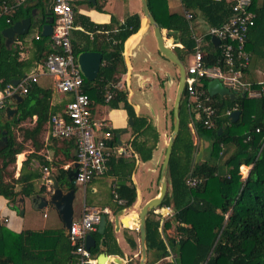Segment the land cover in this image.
I'll return each mask as SVG.
<instances>
[{"label": "trees", "instance_id": "1", "mask_svg": "<svg viewBox=\"0 0 264 264\" xmlns=\"http://www.w3.org/2000/svg\"><path fill=\"white\" fill-rule=\"evenodd\" d=\"M30 1L34 0H28L15 10L10 24L0 19V91L12 80L22 78L35 64L43 63L48 54L60 51L54 46L50 36L40 34V28L45 22L43 14L39 17L32 15L33 9L43 10V4L47 0H36L34 5H28ZM105 1L95 0L92 3L90 0H80L74 8L75 28L70 33L74 56L82 51H97L102 54L96 78L90 81L83 77L82 90L89 96L93 107L105 104L114 108L121 106L126 110L127 115L132 118L131 128L134 134L130 146L139 159L148 161L159 141L157 128L146 117L136 115L127 100V92L115 86L121 74L126 72L122 56L123 44L127 37L139 29L140 15L137 12L127 13L120 21L112 14L108 23H96L78 10L80 3H86L89 7L102 11ZM230 2L181 0L184 10L192 12V20L196 13H200L211 26L221 24L230 16ZM147 3L163 36L182 45L173 47L182 62V59L192 53L194 47L189 21L183 13L169 12L167 0H147ZM251 8L256 17L254 26L247 33L245 50L250 56L255 55L264 60V0H252ZM50 16L52 17L51 14ZM26 17L31 18L29 31L38 28V37L32 39V57L22 59L19 47L7 46L1 31L5 26ZM25 35H17L15 38L23 39ZM206 41L205 64L211 65L218 55V49L209 37H206ZM246 70L247 68L244 72ZM206 85L207 82L204 81V86ZM262 86L263 84L257 82L251 83L252 88ZM107 90L112 91L113 95L106 101ZM23 95L24 99L17 104L18 110L12 119L0 122V138L3 129L7 135L6 145L0 150V195L9 202H13L19 194L30 197L46 191L44 184L35 187L33 180L41 177L37 170L30 169L31 171L25 173L31 158H38L39 163L44 166L50 165L44 158L31 153L22 161L17 179L13 178V172L8 169L14 164L16 155L24 150V140H30L34 151L42 147L39 135L50 115L55 113L50 109L49 89L34 82ZM212 103L217 114L213 127H204L199 121L194 123L197 137L207 138L210 147L206 156L194 162L199 145L194 141L189 125L191 113L184 97H181L179 129L167 168L168 189L160 203V206L170 205L174 213L165 219L156 215L153 210L148 211L145 220L148 253L146 264H264V89L259 97L238 94L233 101L227 96L221 98L213 95ZM234 108L240 110V115L234 122H229L226 112ZM169 113L173 120L172 108ZM33 116H36L33 126L20 127L22 122ZM221 127V133L217 134ZM14 128L22 130L21 140L17 139ZM256 128H259V132H255ZM110 131L113 136L109 145L117 146L116 135L119 129L110 128ZM67 147L69 150H66L65 155L74 161L75 155L69 152L71 148H75L72 139H68ZM121 155L111 154L107 161L108 172L113 171L118 177L113 190L117 198L123 200L119 204L111 192L117 209L130 207L136 199V188L130 178L135 167V158ZM241 164L251 166L245 178L240 175ZM55 167L58 184L75 189V184L68 179L72 167L64 169L56 164ZM189 173L201 177L203 181L196 187H188L185 178ZM16 185L19 188L16 189ZM153 213L157 218L152 216ZM126 222L130 224L132 218L129 217ZM90 234L96 241V245L90 249L93 257L101 252L123 255L117 246L113 225L109 220H106L103 233L94 230ZM45 236L44 232L24 230L10 240L0 234V245L3 246L0 251V264H75L71 254L73 246L63 231L56 233L52 249L49 250L51 252H44L47 249L43 245L33 246L34 238ZM125 237L129 246L135 249L137 243L134 238L128 234ZM170 255L172 257L166 260ZM127 264H138V260L129 259Z\"/></svg>", "mask_w": 264, "mask_h": 264}, {"label": "built area", "instance_id": "2", "mask_svg": "<svg viewBox=\"0 0 264 264\" xmlns=\"http://www.w3.org/2000/svg\"><path fill=\"white\" fill-rule=\"evenodd\" d=\"M27 0H0V19L6 24L11 23V17L15 10ZM80 0H47V9L52 15V33L50 39L60 51L47 55L43 63L33 71L25 74L14 85L9 83L0 91V109H4L9 97L14 93L24 94L28 87L37 81L40 75L50 76L54 80L55 88L71 95V99L65 104L64 111L53 113L48 119L47 138L72 139L75 150L77 174L75 183L85 185L92 179L100 177L107 172L108 158L111 154H122V150L116 146H110L112 133L108 124L103 120H97L93 116V106L89 96L82 90L83 75L77 65L76 56L72 52L70 33L74 29V8ZM231 14L219 25H208L204 33H195L192 25V13L184 11V17L189 21L194 47L191 61L185 67L184 97L188 111L191 113V130L194 123L199 121L204 127L211 128L216 117V108L212 103V96L207 91L204 81L218 79L230 91L248 97H259L264 87L252 88L251 83L243 79L244 70L250 62V54L245 50L247 33L254 26L256 13L251 8L252 0H230ZM91 36V35H90ZM215 36L218 49L214 63L205 64L207 52L204 45L206 37ZM165 37V36H164ZM167 38L165 37V41ZM176 43H170L173 48ZM262 84V83H259ZM116 86V85H115ZM113 92L106 91L107 101ZM236 109V108H234ZM232 111V110H231ZM231 111H227L228 115ZM259 132V128L255 129ZM250 165L241 164L239 171L245 178ZM48 173V168L43 167ZM203 181L201 177L189 173L185 178V184L196 187ZM114 198L119 204L123 200L117 198L115 190H112ZM156 215L169 218L174 210L170 205H162L152 209ZM103 215V210L85 208L77 219H74L68 230L70 244L73 246L71 254L75 264H96V258L85 248V237L93 231ZM172 255L166 257L170 259ZM203 264V263H202Z\"/></svg>", "mask_w": 264, "mask_h": 264}, {"label": "crops", "instance_id": "3", "mask_svg": "<svg viewBox=\"0 0 264 264\" xmlns=\"http://www.w3.org/2000/svg\"><path fill=\"white\" fill-rule=\"evenodd\" d=\"M120 1L123 3V7H124L121 11L120 9L119 11L117 9L118 7L117 0H106L102 6V9H103L102 11L96 10L88 6V9L84 11L85 13L84 12L83 13L88 15L89 18L96 23H108L110 21V16L112 14L120 21L123 20L124 16L127 13L131 14V13L137 12L140 15L139 29L135 33L127 37V39L125 40L123 44L122 56H123L124 63L126 66V72L121 74L120 80L116 84V88L122 89L127 92V100L132 105L136 115L146 117L151 123H153L156 126L157 131L159 133V141L156 145V148L152 152V157H151L152 159L154 155V151L158 148L159 143H160L161 133L159 131V126L157 123L153 122L152 119L148 115L142 114L139 111V105L131 101L132 91H130L128 88L131 85L133 74L135 76V80L138 83L139 88L140 89L142 88L140 90V93H143L145 92L144 89H147V87L150 89H153L155 87L154 83L151 82V79H150L151 76L148 75L149 73L156 75L158 83L160 81L163 82V77H160L157 74V71L159 70V72H161L164 76L166 74V79L168 78V73H165V71H163L160 67H158L156 70H153L152 67L145 65V62L147 61V57L148 55H150L149 51H147V54H144L142 56L141 64L135 69L133 68L132 63H131V54L133 53L134 56L137 55V51H135L133 48L139 44L141 36L147 33L149 30H152V28L148 24L147 20L144 18L141 12L140 0H120ZM35 2L36 0L30 1L27 4L34 5ZM167 6L169 9V12H172V13H184L185 11L181 3V0H167ZM107 7H109L110 9H108ZM32 11L38 17L40 16V14L38 13L39 10L33 9ZM192 25H193L194 32L199 33V34L204 33L208 26L207 22L204 20V18L202 17L200 13H196L195 18L192 20ZM8 26H5V28ZM41 28H40V31H41ZM37 29L38 28H36V30L32 31L30 34H28L27 32V34L25 35L23 39L14 38L13 42L9 44V45H12L13 47H16V46L19 47L20 58L28 59L29 57H32L33 51H34V48L32 45L33 44L32 39L38 37ZM170 40H171V43H173L171 38ZM4 42H5V37H4ZM176 44H177L176 46L182 47L180 43H176ZM186 58L190 59L191 61L190 55L187 56ZM260 61L261 59H258L257 62H255L254 64L251 63L250 61V64L247 67V70L243 74L244 76L243 78L245 81H248L250 83L252 82L262 83L264 87V69L261 67ZM37 65L38 64H35L34 66H32L31 69L28 70V72L34 70ZM252 67H255V68L252 69ZM176 71H177V68H176ZM36 84L42 88H46L50 90V98H49L50 109L54 111L55 113L63 112L65 104L69 101V99L71 98V95L59 92L55 88L54 80L50 76H46V75L38 76ZM161 84L163 86V83ZM101 107H108V106L105 104L95 105L93 108V112H92L94 118L96 116V113L100 112ZM122 110L123 112L119 114L120 117L114 118L113 121H108L107 118H100V119L95 118V119L105 121L108 124L109 128L111 129L115 127L118 129H122L116 135L117 136V146L116 147L120 148L119 150H122V155H121L122 157H134L135 158V167L130 176L136 188L135 202L130 207H125L122 209L116 208L117 204L114 202V199L111 197V192L114 189V183H116L118 177L113 173V171L108 172L109 170V166H108L107 172L104 175L92 179L87 184L78 185L74 183L75 189H74V199H73V218L77 219L78 217H80L85 208L103 210V214L106 216V220H109L113 225V234H114L117 246L120 248L121 252L123 253V255L121 256L120 255H115V256L121 257L123 260L126 261V264H127V261L129 259L139 260V257H140L139 232L138 234L136 232L138 229V219L137 218L135 219L134 212L137 213L136 208H138L139 206H142L147 200L157 195L159 191V185L154 194L145 198V200L141 202L138 188H137V183H136V169L141 163L148 162L149 160L142 161L141 159H139L138 155L135 152H133L130 146V141L134 136V134L132 133V128H131L132 124L125 122L127 121V118L129 119V116L127 115V112L123 107H122ZM166 112L167 110L165 108V114ZM3 117H4V113L2 110L0 111V122H2L1 119ZM164 118L166 119L165 115H164ZM35 119H36V116H33L31 119H28L29 122H31L32 124L31 126H33ZM23 123L24 122H22L21 125ZM165 125H166V121H165ZM47 130H48V122L44 124L43 129L40 133V140L42 143V147L39 150L34 151V147L32 146V144H29L30 140L29 139L26 140L24 142V145H26L27 147H25L21 153L16 155V160L14 164L11 165L14 171L13 178L17 179L20 175L22 161L25 160V158L29 154L35 153L39 157H42L49 162L50 164L49 166L45 165L48 168V173H45L43 171L44 165L40 164L39 159L36 157L31 158L30 162L27 164L25 168V173L31 171L30 169H34V170H37V172L41 174L40 178L33 180L36 188L40 187L42 184L45 185L46 191H44L43 193H39L40 195H44V194L48 195L51 191L50 177L53 176L55 178V172H56L55 164L66 169L70 166L73 168V163H74V161L67 158L65 155L66 150H69L67 147L68 139H58V138L56 139L53 137L47 138L46 136ZM17 138L19 139V137ZM193 138H194V135H193ZM194 141L198 142L197 140H195V138H194ZM198 143H199L198 144L199 147L200 145H202V155L200 158L202 159L204 156H206L204 152L203 140L200 138ZM199 147H198L196 154L199 151ZM229 150H231V148ZM69 152L71 153V155H75L73 148H71ZM117 155H120V154H117ZM53 162H54V165H53ZM11 166H9L8 169H10ZM156 168H158L157 163H156ZM155 170L156 169L152 171H155ZM60 186L63 187L64 190H68V188L65 185H60ZM15 188L16 189L19 188V185H16ZM35 195L36 194H33V196H30V197H26V196H22L19 194L17 197H15V200L13 202H9L7 198L0 195V234H3V236H5L6 238L12 240L14 239V236L16 234H19L21 231H24V230H30V231L38 232V233L44 232L46 233L45 237L43 238L37 237L36 239L34 238L33 246L43 245V247L47 249V251H44V252H48L50 249H52V245L54 243V238H55L56 233H58L59 231H63L64 236L67 237L66 230H65L64 223L62 222L60 215L58 214L54 205L49 203L45 207L37 208V203L39 201L35 199L34 197ZM139 199H140V202H137ZM15 206L18 207L19 210L23 209V212L20 214L18 212L16 213L14 211ZM120 211H121V214H120ZM116 217L120 221L123 219L125 226H123L122 224H120L119 226H115L114 220L116 219ZM129 217L132 218V222L130 224H127L126 221L128 220ZM94 230H97V225ZM126 234L131 235L136 241L137 247L135 249H132L127 243V240L125 237ZM1 248H3V246L1 247L0 245V251H1ZM109 256L111 257L114 255L110 254ZM147 258H148V253H146V260ZM166 260H169V259H166Z\"/></svg>", "mask_w": 264, "mask_h": 264}, {"label": "water", "instance_id": "4", "mask_svg": "<svg viewBox=\"0 0 264 264\" xmlns=\"http://www.w3.org/2000/svg\"><path fill=\"white\" fill-rule=\"evenodd\" d=\"M92 3L95 0H90ZM140 7L143 16L146 18L148 24L151 26L153 30L154 37L157 42L158 49L160 53L169 59L177 68L178 72V82L176 86V92L174 97V102L172 106V130L168 141L165 146V152L163 156V160L160 166V173H159V191L156 196L147 200L141 207L140 211L137 214L138 217V232H139V244H140V257L138 260V264H146V237H145V220L149 210H152L160 205L162 199L166 195L168 184H167V171H168V162L172 151V145L174 143L175 137L177 136L178 129H179V106L182 97V92L184 88V76H185V67L183 63L179 60L177 54L174 52L173 48L169 45L165 44V37L161 32V28L157 21L154 19L153 15L149 11L147 0H140ZM32 15H35L32 11ZM52 17L45 16V22L41 28V35L42 36H50L52 33ZM31 25V18L26 17L22 20L14 22L12 25L6 27L1 31V34L5 37V44L8 46L10 43L13 42L15 36L17 35H24L27 34L29 31V27ZM211 41L214 45L218 43V39L215 36H211ZM102 61V54L97 51H82L77 54L76 62L77 65L83 75L84 78L87 80H94L98 73L100 64ZM19 82V79L12 80L11 83L16 85ZM207 91L208 93L213 95H219L220 97L227 96L231 101L237 98V95L230 91L226 86H224L218 79L209 80L207 83ZM243 96V94H242ZM24 99V95L19 93H14L9 97L8 103L6 107L3 109L4 117L1 121L4 123L10 120L16 113H17V104H19ZM240 115V110L233 109L228 114V121L234 122L238 119ZM128 123L132 124V118L129 117ZM223 127H221L217 134H220ZM7 142V135L6 130H2V136L0 138V150L5 147ZM75 154V150H74ZM202 155V145L199 147V151L195 156L194 162H197ZM76 162L73 163V168L69 170L68 179L71 181L72 184L75 183L74 177L77 174L76 170ZM51 191L48 195H40L36 194L34 197L39 202L37 203V208H42L47 206V204L51 203L56 208L58 214L62 222L64 223L66 236L69 237L68 230L73 218V199H74V189L64 190L61 187L57 180L51 176ZM20 213L23 212V209L19 210ZM121 214V211H120ZM106 224V216L103 214L100 217L99 222L97 223V232L103 233L104 227ZM120 224L124 225L123 219L120 221L116 217L114 220V225L119 226ZM96 245L95 239L89 233L85 237V248L90 251ZM108 261L106 262L105 260ZM126 264V261L123 260L119 256H109L104 252H101L96 257V264Z\"/></svg>", "mask_w": 264, "mask_h": 264}, {"label": "rangeland", "instance_id": "5", "mask_svg": "<svg viewBox=\"0 0 264 264\" xmlns=\"http://www.w3.org/2000/svg\"><path fill=\"white\" fill-rule=\"evenodd\" d=\"M118 2V11H120L124 8L123 3L120 0H117ZM110 9L109 7H107ZM88 9V5L86 3H80L78 6V10L80 13H83ZM85 13V12H84ZM83 13V14H84ZM101 16V15H100ZM36 30V27L34 29H31L28 34H30L32 31ZM152 30H149L147 33L143 34L141 36L139 44L134 47L133 49L137 51V55L134 56L133 53L131 54V63L133 68L135 69L141 64V58L144 54H147V51L150 52V55H146L147 61L145 62L146 66L152 67L153 70H156L158 67H160L165 73H168V78L166 79L165 76L157 71V74L160 77H163V82H159L157 80V77L155 74L149 73L148 75L151 76V82L154 83L155 87L153 89H150L147 87V89H144L145 92L140 93V89L138 86V83L135 80L134 74L132 75V81L131 85L128 88L131 92V101L134 103H137L139 105V111L142 114L148 115L153 122L157 123L159 126V131L161 133L160 136V143L158 148L154 151L153 158L149 160L148 162L141 163L138 168L136 169V183L137 188L139 192V196L141 199V202L145 200V198L149 197L150 195L154 194L155 191L158 188L159 183V173H160V166L163 160L164 152H165V146L168 141V138L171 133V123L172 120L170 118V109L173 106L175 92H176V86L178 82V72L176 71L175 65L166 57H164L157 46L156 39L154 37V34L152 33ZM170 39V38H169ZM259 57L253 55L250 56L251 63L257 62ZM182 63L184 67H186L190 63V59H182ZM250 64V62H249ZM261 67L264 69V60L260 61ZM249 66V65H248ZM255 67H252V69ZM163 83V86L162 84ZM108 106V105H107ZM165 108L167 110L165 114ZM123 112L122 107H101L100 112L96 113L95 118H107L108 121H113L114 118L120 117L119 114ZM164 115L166 116V119L164 118ZM166 121V125H165ZM128 123V118L127 121ZM126 124V123H125ZM31 122L29 120L24 121L22 125H20L21 128L31 127ZM116 128V127H115ZM114 128V129H115ZM118 129V128H116ZM122 129H119L117 133H119ZM15 135L19 137L18 140L22 139V130L19 128H14ZM192 133L194 135L195 140L199 142V139L195 133V131L192 129ZM40 138V135H39ZM203 140V146H204V152L207 155L209 150V140L207 138H201ZM25 142V140H24ZM197 142V144H199ZM31 144V142H29ZM24 147H27L24 145ZM161 150V152H160ZM160 155V157H159ZM156 163L158 168H156ZM156 169L155 171H152ZM10 171L14 172L12 169V166L9 169ZM140 199L137 202H140ZM142 206H139L136 208L137 213L134 212L135 219L137 217L138 212L140 211ZM14 211L20 214V211L18 207H14ZM153 217L157 218L156 215L153 213ZM138 234V229H137ZM17 236V234H16ZM138 237V236H137ZM140 249V247H139ZM140 251V250H139Z\"/></svg>", "mask_w": 264, "mask_h": 264}, {"label": "flooded vegetation", "instance_id": "6", "mask_svg": "<svg viewBox=\"0 0 264 264\" xmlns=\"http://www.w3.org/2000/svg\"><path fill=\"white\" fill-rule=\"evenodd\" d=\"M44 2V1H43ZM38 13L39 14H43V16L45 17V16H50V13H49V11H48V9H47V2H45V5L43 4V10H39L38 11ZM38 14V15H39Z\"/></svg>", "mask_w": 264, "mask_h": 264}, {"label": "bare ground", "instance_id": "7", "mask_svg": "<svg viewBox=\"0 0 264 264\" xmlns=\"http://www.w3.org/2000/svg\"><path fill=\"white\" fill-rule=\"evenodd\" d=\"M145 18V17H144ZM146 19V18H145ZM171 43V40L170 39H167L166 41H165V44H167V45H169ZM13 84V83H12ZM23 95V94H22ZM160 206V205H159ZM162 206V205H161ZM158 207V206H157ZM106 262L108 261V259L107 260H105Z\"/></svg>", "mask_w": 264, "mask_h": 264}]
</instances>
